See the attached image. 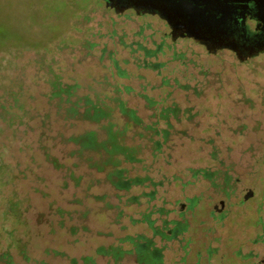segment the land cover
Here are the masks:
<instances>
[{
  "label": "rangeland",
  "instance_id": "1",
  "mask_svg": "<svg viewBox=\"0 0 264 264\" xmlns=\"http://www.w3.org/2000/svg\"><path fill=\"white\" fill-rule=\"evenodd\" d=\"M42 67L81 85L83 92L132 87L131 95L122 91L119 97L147 123L172 109V128L160 123L170 141L160 157L146 139L129 141L150 150L128 176L153 180L122 190L96 183L97 173L84 170L85 182L77 188L65 183L67 173L42 164L34 136L21 132L24 126L8 128L0 118V257L10 255L14 264H72L74 258L84 264L82 257L95 256L97 264H115L95 254L100 246H115L129 251L116 264H136L131 241H152L164 250L159 264H195L197 251L210 245L220 247V254L209 260L204 253L198 264H235L224 253L226 234L218 244L210 242L212 235L197 230L194 213L181 217L179 211L195 198L201 200L199 209H212L209 183L223 190L221 183L264 179L263 168L250 169L254 153L264 152V55L244 63L227 50L212 54L193 39H173L159 17L119 15L103 0H0V114L14 104L9 91H21L26 107L46 109L39 95L48 90ZM10 203H20L19 218L6 214ZM57 207L69 211L64 228ZM202 220L205 228L212 222L208 215ZM177 221L185 231L165 239Z\"/></svg>",
  "mask_w": 264,
  "mask_h": 264
},
{
  "label": "trees",
  "instance_id": "2",
  "mask_svg": "<svg viewBox=\"0 0 264 264\" xmlns=\"http://www.w3.org/2000/svg\"><path fill=\"white\" fill-rule=\"evenodd\" d=\"M117 69L120 77L126 76L124 70ZM40 70V78L48 85V90L39 94L46 99V109L39 111L35 107H26L20 101L23 96L21 91H9L6 96L14 104L10 103L0 118L8 124V128L14 124L24 126L21 131L23 135L34 136L33 143L43 159L42 164L51 166L54 171L67 173L65 183H73L77 188L85 182L87 173L84 170L97 173L99 177L96 183H111L122 190L153 180L149 175L129 177L128 174L135 165L145 161L142 157L145 150L156 152L154 157L162 155L163 147L170 140L168 129L160 128V123L164 122L165 126L172 128L168 114H175V111L163 109L154 117L153 123H147L137 109L119 97L122 91L126 96L131 95L134 91L130 86H125L123 90L116 89L110 94L91 88L83 92L81 85L65 83L62 75L46 71L43 67ZM150 101L155 103L152 99ZM84 124L89 127L80 129ZM134 138L146 139L150 149L148 145L129 143ZM30 158L33 159L34 155ZM143 170L147 171L146 167ZM81 203L82 200H79V205ZM19 206L20 203H10L6 214L19 218L22 213ZM108 206L111 208V205ZM68 213L63 207L55 209V215L61 219L60 228L65 227L63 216ZM71 230L77 228L72 227ZM125 240L133 239L127 237ZM131 243L138 245L134 241ZM126 252L129 253L115 246H100L95 254L97 257H108L116 264ZM0 260H5V264H14L10 255L1 256ZM81 261L84 264H97L95 256H84ZM71 263L77 264L78 260L74 258Z\"/></svg>",
  "mask_w": 264,
  "mask_h": 264
},
{
  "label": "flooded vegetation",
  "instance_id": "3",
  "mask_svg": "<svg viewBox=\"0 0 264 264\" xmlns=\"http://www.w3.org/2000/svg\"><path fill=\"white\" fill-rule=\"evenodd\" d=\"M103 1L105 4L109 3L110 8L119 15L131 11L139 17L147 15L159 17L171 28V36L174 37L172 28L179 20L173 13L164 9V2L160 4L157 0ZM211 4L212 10L209 13L215 16V19L211 20L226 21L225 32L206 37L204 44H199L215 55L225 50L230 51L237 60L244 63L264 55V0H212ZM259 153V150L254 153V163L250 169H264V152ZM240 182L241 180H237L236 183H221L223 190H217L218 183H209L212 196L208 197L207 201L210 203L215 199L212 209L208 212L199 209L200 198L192 201L188 199L187 203L181 205L179 215L183 217L186 213H194L199 225L197 230L201 229L204 235H212L210 242L218 244L226 234L224 253L228 257H233L235 264H264V179L254 183ZM204 214L212 221L208 228L204 227L206 223V220H202ZM173 224L175 227L168 229L167 235L164 236L167 240L178 239L185 231V225L180 221ZM157 233L155 230V234ZM205 250L203 253L201 250L197 251L195 264L204 258V253L209 260L216 257L217 252L220 254L218 246L210 245ZM135 251L136 264H159L164 252L152 241L135 245ZM183 252L187 255V251Z\"/></svg>",
  "mask_w": 264,
  "mask_h": 264
},
{
  "label": "water",
  "instance_id": "4",
  "mask_svg": "<svg viewBox=\"0 0 264 264\" xmlns=\"http://www.w3.org/2000/svg\"><path fill=\"white\" fill-rule=\"evenodd\" d=\"M157 1H160V4L164 2V9L178 17L179 21H176L175 26L172 28L173 39L191 38L198 43L204 44L206 37L225 32L226 21L211 20L215 19V16L209 13L212 10L210 6L212 0H193V2L190 0H181L180 2L172 0ZM106 6L111 9L107 2ZM202 6L204 8H200Z\"/></svg>",
  "mask_w": 264,
  "mask_h": 264
},
{
  "label": "crops",
  "instance_id": "5",
  "mask_svg": "<svg viewBox=\"0 0 264 264\" xmlns=\"http://www.w3.org/2000/svg\"><path fill=\"white\" fill-rule=\"evenodd\" d=\"M191 39V38H190Z\"/></svg>",
  "mask_w": 264,
  "mask_h": 264
}]
</instances>
